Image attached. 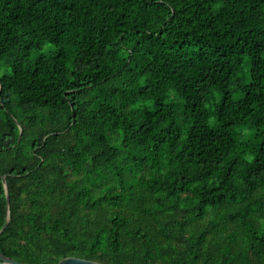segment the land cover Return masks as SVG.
I'll use <instances>...</instances> for the list:
<instances>
[{"label": "trees", "instance_id": "trees-1", "mask_svg": "<svg viewBox=\"0 0 264 264\" xmlns=\"http://www.w3.org/2000/svg\"><path fill=\"white\" fill-rule=\"evenodd\" d=\"M0 88L3 256L264 264V0H0Z\"/></svg>", "mask_w": 264, "mask_h": 264}, {"label": "water", "instance_id": "water-1", "mask_svg": "<svg viewBox=\"0 0 264 264\" xmlns=\"http://www.w3.org/2000/svg\"><path fill=\"white\" fill-rule=\"evenodd\" d=\"M0 92H1V88H0ZM21 136H22V134H20V139H21ZM2 181H3L4 187L6 189L7 211L10 214V196H9V191H8V187L6 184V177H3ZM7 226H8V224H6L4 226V228L0 231V236L5 232ZM0 264H19V263H17L14 260H11L9 258H6L0 252ZM59 264H98V263L88 262V261H84V260H80V259L69 258V259H65V260L61 261Z\"/></svg>", "mask_w": 264, "mask_h": 264}]
</instances>
